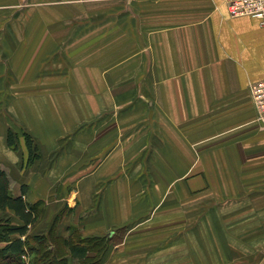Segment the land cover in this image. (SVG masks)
Segmentation results:
<instances>
[{
    "label": "crops",
    "instance_id": "1",
    "mask_svg": "<svg viewBox=\"0 0 264 264\" xmlns=\"http://www.w3.org/2000/svg\"><path fill=\"white\" fill-rule=\"evenodd\" d=\"M262 80L264 26L225 0H0V170L45 203L35 234L70 191L85 237L146 219L101 264H178L182 247L196 264H264ZM190 212L191 232L165 221Z\"/></svg>",
    "mask_w": 264,
    "mask_h": 264
},
{
    "label": "trees",
    "instance_id": "2",
    "mask_svg": "<svg viewBox=\"0 0 264 264\" xmlns=\"http://www.w3.org/2000/svg\"><path fill=\"white\" fill-rule=\"evenodd\" d=\"M23 137L29 152L28 165H31L40 158L39 148L30 134L24 133ZM7 143L18 151L20 135L9 131ZM27 192L25 185L21 196H13L10 175L0 170V210L12 211L21 222L14 225L10 219L0 220V264H85L98 258L99 262L102 261L114 244L109 235L62 239L53 235L55 224L47 233L35 234L33 229L43 218L45 203L28 202L25 198ZM58 216L54 218L55 223ZM75 240L79 242L76 244ZM94 252L93 256L91 253Z\"/></svg>",
    "mask_w": 264,
    "mask_h": 264
},
{
    "label": "rangeland",
    "instance_id": "3",
    "mask_svg": "<svg viewBox=\"0 0 264 264\" xmlns=\"http://www.w3.org/2000/svg\"><path fill=\"white\" fill-rule=\"evenodd\" d=\"M128 7L129 6H123V7H121V11L122 10H126ZM13 104L14 103H12V105ZM9 114L13 116V113H11V111L9 112ZM22 136H23V134H22ZM157 183L160 184V182H154L155 185ZM147 184H148V187L146 188V190L149 191L151 189V181H147ZM179 185H180V183L178 181L172 183V187L174 188V190H179L180 189ZM72 186H73V188H78V185H76V184L75 185L72 184ZM69 194H70V197L67 198V201L68 202L70 201L71 205L70 206H63L64 205L63 204L64 203V199H65V197L63 196V198H62V202L63 203H59L60 205H58V207H57V209H59L60 212H58L54 216V217H56L57 215H59L56 223L54 222V218H52L53 217V214H52V216L50 218L51 225L52 224H55L54 230H53V235L59 236L62 239H68L70 237H71V239H73V237H75V236H76L75 238H78V236H80V238L82 239V236H84L83 235V231H82V224H81L82 218H83V214H81V211H82L81 207H77L78 205L80 206V204L77 203V200H80L79 194L77 192L76 193H73V191H72V193L70 191ZM219 200L217 201V205L219 204ZM166 205H167V203L165 201H162V202L159 203L158 213L155 215L156 216V219L158 217H160V216L163 215L162 213L164 212V207H166ZM190 209L191 208H189V210ZM151 215H152V213H151ZM187 216H188L187 218H184L182 220H180L179 218H177V219H171L169 217V218H166L165 221L168 222V223H170V222H177L176 226H179L178 225L179 222H182L183 225H185V222H186L187 223L186 224L187 225V229H186L187 231L186 232H189V231L191 232L196 227L197 214L190 212ZM145 220L146 219H144V220L142 219L140 221L137 220L135 222V224H133V225H131L129 227H126V228H123V229L114 231L115 235H113V233L111 232V233H108V234H105V235H100V236L109 235L110 237H113L112 239L114 240L113 243H114V247H115L118 244H122V242L127 238L128 230L131 231V233H133L132 232L133 231V227L132 226H134V225L138 226L139 224H143V223H145ZM149 224H151V219L149 220ZM37 226H39V225H37ZM172 226L174 227L175 225L172 224ZM36 229L34 228L33 229V232H35ZM161 231H163V230H161ZM183 231L184 230H182V232ZM173 232H174V230H173ZM161 234L163 236L164 234H166V232L163 231ZM75 242L77 244L79 241H76L75 240ZM91 254L94 256L95 252L94 253H91ZM174 254H178V253L172 252V255H174ZM104 257H105V255L101 259H103ZM184 258H186L185 261H184ZM176 259L178 260L177 261L178 264H184L185 262H187V264H196L191 259V252L189 250L183 248V247L181 248V252L178 254V256H177ZM99 261H100L99 258L96 259V260H93V261L92 260H88V261L85 262V264H101L102 261L101 262H99ZM110 264H113V263H110Z\"/></svg>",
    "mask_w": 264,
    "mask_h": 264
},
{
    "label": "built area",
    "instance_id": "4",
    "mask_svg": "<svg viewBox=\"0 0 264 264\" xmlns=\"http://www.w3.org/2000/svg\"><path fill=\"white\" fill-rule=\"evenodd\" d=\"M231 17H251L264 26V0H225ZM252 103L257 113V122L264 127V80L250 86Z\"/></svg>",
    "mask_w": 264,
    "mask_h": 264
}]
</instances>
